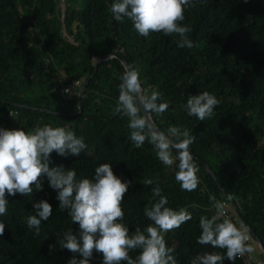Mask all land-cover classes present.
Wrapping results in <instances>:
<instances>
[{
    "label": "trees",
    "instance_id": "obj_1",
    "mask_svg": "<svg viewBox=\"0 0 264 264\" xmlns=\"http://www.w3.org/2000/svg\"><path fill=\"white\" fill-rule=\"evenodd\" d=\"M64 1L62 19L60 0H0V127L30 131L49 124L83 137L84 152L60 156L54 151L50 166L72 168L77 179H91L98 165L111 164L118 177L132 182L122 203L130 231L151 223L144 208L154 202V185L145 187L143 181L158 182L169 207L192 214L165 234L178 264H189L203 252L223 251L197 243L201 216L214 214L210 194L233 201L264 246V0H203L186 8L182 23L192 28L189 37L197 44L192 49L178 47L175 36L144 37L127 18L116 21L110 7L114 0ZM112 53L138 67L144 87L159 91L169 103L167 112L153 117L161 130L176 126L196 136L189 147L199 169L195 191L181 190L175 165H163L150 144L137 148L130 140L127 118L114 111L124 66L117 57L103 59ZM75 78L81 85L88 80L81 98L72 93L64 98L61 83ZM204 91L220 103L210 119L200 121L182 105L189 95ZM57 194L45 178L42 191L7 197V212L0 216L5 225L0 264H67L73 254L60 249L57 240L79 226L67 210L59 211ZM41 200L52 205L53 213L36 236L27 218ZM49 244L56 250L49 252ZM130 255L135 259L138 250ZM102 260L94 252L90 264Z\"/></svg>",
    "mask_w": 264,
    "mask_h": 264
},
{
    "label": "clouds",
    "instance_id": "obj_2",
    "mask_svg": "<svg viewBox=\"0 0 264 264\" xmlns=\"http://www.w3.org/2000/svg\"><path fill=\"white\" fill-rule=\"evenodd\" d=\"M203 0H114L111 14L116 21L127 18L137 33L148 37L151 33L175 36L180 48L192 49L197 44L189 37L192 28L184 25L185 9L194 7ZM119 95L114 111L128 120L130 140L137 148L145 142L153 148L156 158L166 167L175 165V180L182 191H195L200 183L198 167L189 151L196 136L188 129L169 126L160 129L154 116H162L169 109L162 94L144 87L138 67L125 65L119 76ZM217 97L208 91L189 95L182 105L188 116L204 121L213 116L219 105ZM87 149L83 137H78L70 128L53 127L49 124L37 126L30 131L4 129L0 127V216L7 212L8 196H30L43 190L46 178L49 186L57 190L59 211H68L78 231L69 229L58 239L60 249H67L73 255L67 264H90L93 253L103 256L102 264H178L175 248L168 247L165 234L179 229L192 219L186 208L176 210L168 206V199L162 195L158 182L145 178V187L152 186L154 202L144 208V216L151 221L143 229L134 231L126 226L122 203L131 181L118 177L109 163L95 168L93 178L77 179L75 170L63 166H50L51 154L79 156ZM231 199V197H229ZM214 214L201 216L200 234L197 243L209 245L222 252L209 251L193 256L189 264H224L225 260L235 262L255 251L248 229L237 226L229 218L226 204L214 194L209 195ZM35 215L27 218V226L40 235L42 221L53 213L47 200L33 204ZM196 207V205H193ZM5 225L0 222V237ZM47 239V237L45 238ZM49 252L56 250V244H49ZM133 259L130 252L137 251Z\"/></svg>",
    "mask_w": 264,
    "mask_h": 264
},
{
    "label": "built area",
    "instance_id": "obj_3",
    "mask_svg": "<svg viewBox=\"0 0 264 264\" xmlns=\"http://www.w3.org/2000/svg\"><path fill=\"white\" fill-rule=\"evenodd\" d=\"M61 84L62 85H61L60 91H61L62 96L65 98L70 93L78 94V91H79L78 87H80L81 81L75 78V79H71L70 81H67L64 83L62 82ZM225 204H226L229 218L232 219L233 222L236 223L238 227L240 225H243L241 218L238 212L236 211L235 207L233 206V204L231 202H228V203L225 202ZM209 211L214 213V209H212V206H210ZM247 234L250 237V242L254 246L255 243L253 242L251 235L249 234V232ZM237 259L241 260L244 264H264V260H257L252 256V254H249L243 258H237Z\"/></svg>",
    "mask_w": 264,
    "mask_h": 264
},
{
    "label": "water",
    "instance_id": "obj_4",
    "mask_svg": "<svg viewBox=\"0 0 264 264\" xmlns=\"http://www.w3.org/2000/svg\"><path fill=\"white\" fill-rule=\"evenodd\" d=\"M61 4L63 5V12H62V19L64 18L65 16V1L64 0H60ZM63 28V27H62ZM110 57H117L118 59H120V61L122 62V65L125 66L127 65L126 62L123 60L122 56H120L119 54L117 53H112V54H109V55H106L103 59H107V58H110ZM102 59H99L97 60L96 62V65L101 61ZM88 80L84 81V83L81 85V87L79 88V91H78V98L80 99L81 96H82V93L86 87V84H87ZM79 108L80 107V104H79ZM195 160V158H194ZM201 163L203 164L206 172L211 175L213 177V179L215 180V176L213 175V173L211 172V170L207 167V164L204 162V161H201ZM232 204L234 205L233 201H231ZM242 221V224L243 226H245L247 229H248V232L249 234L251 235L252 239H253V242L256 244L258 250L260 251V253L262 254L263 258H264V246L262 245V243L260 242L259 238L256 236V234L254 233V231L245 223V221L241 220Z\"/></svg>",
    "mask_w": 264,
    "mask_h": 264
},
{
    "label": "rangeland",
    "instance_id": "obj_5",
    "mask_svg": "<svg viewBox=\"0 0 264 264\" xmlns=\"http://www.w3.org/2000/svg\"><path fill=\"white\" fill-rule=\"evenodd\" d=\"M81 2L82 0H76V2ZM255 251L252 254V256L257 259V260H264L262 254L260 253V251L258 250L256 244L254 245Z\"/></svg>",
    "mask_w": 264,
    "mask_h": 264
}]
</instances>
